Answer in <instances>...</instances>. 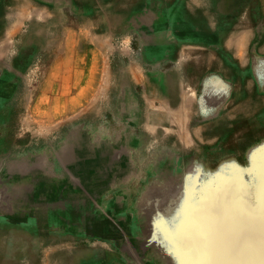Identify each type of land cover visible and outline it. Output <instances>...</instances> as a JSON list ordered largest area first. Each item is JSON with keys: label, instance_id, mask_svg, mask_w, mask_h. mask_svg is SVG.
I'll return each mask as SVG.
<instances>
[{"label": "rangeland", "instance_id": "rangeland-1", "mask_svg": "<svg viewBox=\"0 0 264 264\" xmlns=\"http://www.w3.org/2000/svg\"><path fill=\"white\" fill-rule=\"evenodd\" d=\"M166 1L170 18L177 0ZM255 5L256 20L264 26V0ZM90 9L70 0H0V212L10 219L30 212L15 191L21 181L31 185L36 179L50 186L45 196L51 202L73 193L88 201L94 219L105 216L116 223L124 245L157 248L156 255L164 257L157 263L135 252V258L128 257L132 262L206 264L212 251L197 238L195 218L217 215L208 205L221 191L227 197L230 189L236 193L231 208L239 211L236 217H250L256 205L251 192L258 173L248 152L263 146L264 122L242 139L235 135L251 120L259 121L264 104L251 119L204 132L223 119L226 109L225 102L210 111L213 99L230 98L225 112L240 104L244 63L231 61L240 79L235 88V81L222 78L219 91L209 85L203 96L195 76L203 67L197 41L177 39L182 45L174 58L146 59L144 52L154 55L156 48L143 51L128 28L96 34L87 21ZM234 19L247 26L234 33L216 31L217 41L236 39L237 49L255 59L257 74L251 78L256 94L264 95V57L253 52L258 45L250 29L253 17L238 13ZM159 33L169 37L165 29ZM175 71L182 75L176 74L174 92H167L163 76ZM174 95L178 101L172 103ZM202 99L207 114H202ZM69 242L77 248L127 250L115 245L110 230Z\"/></svg>", "mask_w": 264, "mask_h": 264}, {"label": "bare ground", "instance_id": "bare-ground-1", "mask_svg": "<svg viewBox=\"0 0 264 264\" xmlns=\"http://www.w3.org/2000/svg\"><path fill=\"white\" fill-rule=\"evenodd\" d=\"M111 1L70 0V2L79 3L85 9L91 8L92 16L88 18V22L97 26L95 32L98 35L111 30L119 31L127 28L135 31L143 51L150 47L156 48L154 55L144 52L146 59L174 58L177 49L176 40H180V38L207 42L218 47L217 53L202 58L205 68L212 73L218 72V75L208 77L204 75L203 68L197 69L195 74L197 79L201 80L203 96L205 89L207 87L209 89V85L215 87L213 92L222 86L218 81L219 77L228 78L230 82L233 80L234 83H237L240 79H238L236 69L231 65V61L239 59L244 63L242 69L245 74L242 83L244 88L242 91L239 90L240 104L235 105L231 111L225 112L219 123L204 132L215 133L231 128L241 120L251 119L261 111L260 106L264 104V95L256 94L254 90L256 83L254 84L251 78L252 74L257 71L255 59L249 60L245 52L237 49L240 42L236 39L226 37L221 40L218 37L219 41H217L215 35L216 31L222 34L223 29L231 28L233 30L231 33H234L239 28L246 27L245 22L236 21L234 17L238 13H250L253 17L252 20L250 19V29H253L258 35V45L253 52L264 57V26H261L256 20L258 9L255 0H177L174 7L175 15L170 18H167L166 0H116L113 5ZM147 8H151V10L146 11ZM226 12L229 16L226 15L223 18L222 16ZM236 24L238 26L235 27ZM161 29H165L170 38L160 33L155 34ZM251 36L252 33L250 38ZM29 37L27 36L26 40ZM178 73L182 74L181 71L164 74L163 77L166 81L161 86L167 92H174L173 89L170 90V87L176 84L175 79ZM118 81L121 83V78ZM183 84L187 83L183 82ZM234 90H228L229 95L233 96ZM227 99L220 98L218 102L213 99L214 107L209 110L213 111L214 108L225 102L228 103L230 98ZM177 101L178 99L174 95L170 102ZM205 102L206 100L202 99V114L210 112L206 111L208 109ZM258 120H251V125L238 130L235 137L242 139L246 135L254 133L264 122V111ZM200 129L203 130L202 127ZM248 155L252 157L250 158L252 160L249 159L252 169L258 173L255 178H252L254 191L251 193L257 200L256 205L252 206L251 216L243 218L239 214L240 216L236 217L239 211L231 209L236 207V202H234L236 193L234 189H230L227 192V197L221 191L218 193L217 199L212 201L213 203L209 204L208 202L209 207L219 212L217 215L210 218L201 215L199 218H195L197 238L204 244V247L208 248L210 252L212 251L213 260L207 261L206 264H264V144L260 148L251 147ZM80 157L84 158L83 155ZM80 157L78 161H80ZM19 176L18 181L15 180L18 183L22 179L20 174ZM23 182H20L21 185H18L15 193L25 203V207L30 209V212L27 211L13 219L8 218L7 213L0 212V264H138L128 258L134 257L135 252L138 254L143 252L142 254H147L157 263L164 262L163 256L156 255L157 248L136 250L135 245L127 243L124 245L123 237L118 235L120 232L114 226L116 223L105 216L102 219H94L90 215L88 201L83 198L69 192V197L51 202L50 197L45 196L49 192L48 184L36 179L29 183L31 185L22 184ZM108 230L114 234L115 245L125 246L127 250L118 253L117 251H105L98 246L77 248L70 245L69 241L84 237L91 232L101 234ZM250 230L253 232L250 233ZM61 241L65 245L57 244ZM252 244L255 246L254 253H252ZM157 263L146 260L142 264ZM174 263L183 264L177 260Z\"/></svg>", "mask_w": 264, "mask_h": 264}, {"label": "crops", "instance_id": "crops-1", "mask_svg": "<svg viewBox=\"0 0 264 264\" xmlns=\"http://www.w3.org/2000/svg\"><path fill=\"white\" fill-rule=\"evenodd\" d=\"M111 3H112V5L113 4H115L116 3V0H112L111 1ZM88 21V20H87ZM94 25V24H93ZM96 26V25H95ZM97 27V26H96ZM96 27H95V29H96ZM211 33H212V31H211ZM198 42V44H200V46L198 47L199 48V51H198V53H199V55H200V65H201V63H202V66L203 67H199L198 69H202L203 68V73H209V75L211 76V75H214V76H217L218 74V72H211L210 70H208V69H206L205 68V65H204V63H203V61H202V58H204V56H211L214 52H217V49H215L214 47H213V45H211L210 43H207V42H201V41H197ZM178 45H182V44H180V43H178L177 42V46ZM229 49V48H228ZM178 51H179V49H178ZM181 51H183V49L181 48ZM197 71V70H196ZM169 74V73H168ZM182 75V74H181ZM205 75V74H204ZM223 77H219L218 79L220 80V79H222ZM218 80V81H219ZM227 81V80H226ZM227 83H228V81H227ZM227 83H225V84H227ZM234 88L236 87V84L234 83V86H233ZM234 96V95H233ZM232 96V97H233ZM217 98H219V97H217ZM232 99V98H231ZM240 100V99H239ZM230 102H231V100L227 103V104H224V105H226V109L230 106ZM224 105H221V106H224ZM235 105V104H234ZM231 106H233V105H231ZM226 109H225V111H226ZM225 111L223 112V115H224V113H225ZM222 115V116H223Z\"/></svg>", "mask_w": 264, "mask_h": 264}]
</instances>
